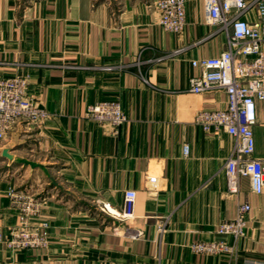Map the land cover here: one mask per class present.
Wrapping results in <instances>:
<instances>
[{
    "label": "crops",
    "instance_id": "1",
    "mask_svg": "<svg viewBox=\"0 0 264 264\" xmlns=\"http://www.w3.org/2000/svg\"><path fill=\"white\" fill-rule=\"evenodd\" d=\"M186 9L185 30L172 34L153 0H0V79L27 77L28 97L51 116L40 127L19 123L0 145V235L18 224L14 189L48 197L50 245L10 252L0 243V264H264V193L242 179L229 194L234 139L194 122L201 110L227 107L225 92L193 94L190 79L199 73L193 62L221 55L228 37L207 22L205 0H187ZM108 100L128 118L117 136L86 116ZM257 117L255 158L264 160L262 102ZM129 190L137 192L132 225L144 233L137 241L97 208L122 210ZM245 203L246 236L224 239L234 255L191 249L220 240L218 227Z\"/></svg>",
    "mask_w": 264,
    "mask_h": 264
},
{
    "label": "built area",
    "instance_id": "2",
    "mask_svg": "<svg viewBox=\"0 0 264 264\" xmlns=\"http://www.w3.org/2000/svg\"><path fill=\"white\" fill-rule=\"evenodd\" d=\"M153 5L164 31L180 34L185 30L187 0H153ZM205 9L207 22L216 28V33L227 35L228 45L227 50L217 57L193 62L199 73L190 79V92L201 95L223 91L228 104L222 110L199 111L194 122L208 134L223 132L234 139L232 155L225 164L229 194H239L241 180L248 179L253 192L262 195L264 160L255 158L254 130L258 123L257 104L264 103V0H205ZM252 12L257 14V20H246ZM28 86V78L23 75L0 79V143L19 123L40 127L51 117L28 97ZM86 116L90 121L108 127L114 136L128 122L118 100L91 105ZM183 151L186 157L189 156L190 146L186 144ZM149 184V190L153 191L158 178H150ZM9 198L18 212V224L9 230L8 236L0 235V243L10 252L47 249L50 245V223L43 219V212L48 205V197L13 189ZM136 202L137 192L129 190L125 193L122 210L103 201L97 202V208L111 219L116 233L123 232L125 237L137 241L144 237V233L132 225ZM250 211L248 203L239 205L237 217L218 227L220 240L196 242L191 249L203 255H234L235 247L224 239L232 237L238 242L246 236V217ZM168 223L169 218L160 221L157 229L161 234L166 232Z\"/></svg>",
    "mask_w": 264,
    "mask_h": 264
},
{
    "label": "rangeland",
    "instance_id": "3",
    "mask_svg": "<svg viewBox=\"0 0 264 264\" xmlns=\"http://www.w3.org/2000/svg\"><path fill=\"white\" fill-rule=\"evenodd\" d=\"M20 1H21L22 5H23V4H29L31 1H36V0H20ZM9 134H10V133H9ZM9 134H8V136H9ZM8 136H7V137H8ZM7 137H6V139H7ZM6 139H5V140H6ZM5 140H4L3 142H5ZM3 142H2V143H3ZM2 143H0V145H1Z\"/></svg>",
    "mask_w": 264,
    "mask_h": 264
},
{
    "label": "water",
    "instance_id": "4",
    "mask_svg": "<svg viewBox=\"0 0 264 264\" xmlns=\"http://www.w3.org/2000/svg\"><path fill=\"white\" fill-rule=\"evenodd\" d=\"M3 155H4V157H7L10 159V155L8 154V151H4Z\"/></svg>",
    "mask_w": 264,
    "mask_h": 264
}]
</instances>
